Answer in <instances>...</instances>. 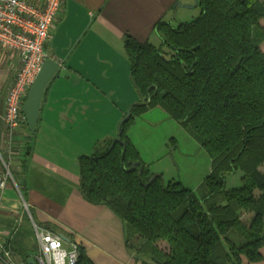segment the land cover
Masks as SVG:
<instances>
[{"label":"trees","instance_id":"1","mask_svg":"<svg viewBox=\"0 0 264 264\" xmlns=\"http://www.w3.org/2000/svg\"><path fill=\"white\" fill-rule=\"evenodd\" d=\"M198 1L191 21L155 25L159 45L125 36L140 98L120 126L121 142L98 143L79 157L84 199L123 220L126 246L140 264L263 258L264 0ZM156 107L189 130L211 158L199 194L153 171L128 135L135 119ZM237 171L242 185L228 187L226 175ZM79 248L76 264H95Z\"/></svg>","mask_w":264,"mask_h":264},{"label":"crops","instance_id":"2","mask_svg":"<svg viewBox=\"0 0 264 264\" xmlns=\"http://www.w3.org/2000/svg\"><path fill=\"white\" fill-rule=\"evenodd\" d=\"M193 4L63 0L46 45L60 68L46 88L35 133L26 121L12 135L7 131V93L20 62L0 48V171L9 166L13 176L0 192V241L7 243L16 262L24 264L35 254L34 221L77 242L95 264H140L126 246L123 220L110 208L84 199L78 187L79 157L92 154L98 143L114 141L127 114L120 111V101H138L125 36L161 42L155 25L194 18L199 7L186 6ZM262 251L261 261L245 264H264Z\"/></svg>","mask_w":264,"mask_h":264},{"label":"built area","instance_id":"3","mask_svg":"<svg viewBox=\"0 0 264 264\" xmlns=\"http://www.w3.org/2000/svg\"><path fill=\"white\" fill-rule=\"evenodd\" d=\"M62 4L63 0H44L43 4L28 0H0V48L10 52L12 57L18 56L20 62L15 81L7 93L4 121L9 135L26 121L23 103L49 57L46 45L56 28ZM12 178L9 166L0 171V192ZM33 226L37 239V250L33 257L37 264L78 262L80 249L77 242H66L61 234L45 229L34 221ZM65 243L72 248L67 249ZM0 264H18L5 241H0Z\"/></svg>","mask_w":264,"mask_h":264},{"label":"rangeland","instance_id":"4","mask_svg":"<svg viewBox=\"0 0 264 264\" xmlns=\"http://www.w3.org/2000/svg\"><path fill=\"white\" fill-rule=\"evenodd\" d=\"M262 22L264 24V20ZM178 24L180 22L174 23L176 26ZM153 44L159 45L160 42L154 39ZM262 48L264 49V43ZM131 84L133 92L136 96L138 95L137 100H139V94L132 79ZM136 102L133 101L128 104L126 101L123 104L120 101V111L125 110L127 113ZM123 118L120 119V123ZM128 135L132 136L133 143L139 149L144 161L150 164L153 171L162 173L166 181H181L187 187L193 188L198 194L202 191L203 182L211 171V158L207 150L194 138L191 132L175 121L166 111L156 107L141 117H137L129 127ZM260 169L264 170V165H261ZM226 177L228 187H238L243 183L241 171L227 174ZM244 218L247 219L248 217L245 216ZM64 245L67 249L72 248L67 243ZM159 246L164 250L168 249V244L165 241L159 242ZM263 248L264 246L262 250ZM145 260L150 262L148 257H145Z\"/></svg>","mask_w":264,"mask_h":264},{"label":"water","instance_id":"5","mask_svg":"<svg viewBox=\"0 0 264 264\" xmlns=\"http://www.w3.org/2000/svg\"><path fill=\"white\" fill-rule=\"evenodd\" d=\"M198 4H199V1L194 0L193 5H186V6L190 8H195L198 6ZM59 68H60V63L57 62L54 58L48 57L45 60L40 73L38 74L35 81L31 85L28 91V94L26 96V99L24 100L23 112L26 116V122H27L28 128L30 129L32 133H35L37 129L41 105H42V101L44 98L46 88L50 84L51 80L53 79V77L55 76ZM130 115H131V108L129 109L126 116L121 121L120 126L129 120ZM116 142H121L120 127H119L118 136L114 140L113 145ZM137 164L138 162L134 163V167H136ZM62 237L65 240L70 241L68 237L63 236V235ZM28 264H37V262L35 261L34 257H30L28 258Z\"/></svg>","mask_w":264,"mask_h":264}]
</instances>
